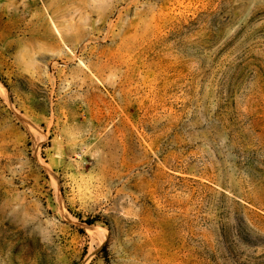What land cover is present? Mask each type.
Wrapping results in <instances>:
<instances>
[{"label": "rangeland", "instance_id": "obj_1", "mask_svg": "<svg viewBox=\"0 0 264 264\" xmlns=\"http://www.w3.org/2000/svg\"><path fill=\"white\" fill-rule=\"evenodd\" d=\"M0 264H264V0H0Z\"/></svg>", "mask_w": 264, "mask_h": 264}, {"label": "bare ground", "instance_id": "obj_2", "mask_svg": "<svg viewBox=\"0 0 264 264\" xmlns=\"http://www.w3.org/2000/svg\"><path fill=\"white\" fill-rule=\"evenodd\" d=\"M80 226H83V225H80ZM85 227V229L87 230V231H89V232H91L92 231V227H90V226H84ZM94 231V230H93Z\"/></svg>", "mask_w": 264, "mask_h": 264}]
</instances>
